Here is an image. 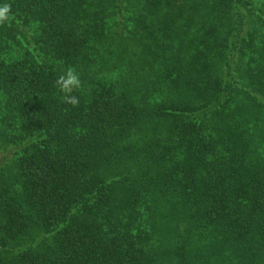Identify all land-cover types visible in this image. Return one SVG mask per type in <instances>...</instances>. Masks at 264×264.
Wrapping results in <instances>:
<instances>
[{
    "label": "trees",
    "instance_id": "obj_1",
    "mask_svg": "<svg viewBox=\"0 0 264 264\" xmlns=\"http://www.w3.org/2000/svg\"><path fill=\"white\" fill-rule=\"evenodd\" d=\"M4 4L0 264H264V0Z\"/></svg>",
    "mask_w": 264,
    "mask_h": 264
},
{
    "label": "clouds",
    "instance_id": "obj_2",
    "mask_svg": "<svg viewBox=\"0 0 264 264\" xmlns=\"http://www.w3.org/2000/svg\"><path fill=\"white\" fill-rule=\"evenodd\" d=\"M11 6L9 4H4L0 6V25H3L8 22L10 19ZM55 85L59 89L64 103L69 104L73 107L79 106L80 100L79 97L73 95L74 90H80L82 88V81L73 67H68L67 70L59 75L55 80Z\"/></svg>",
    "mask_w": 264,
    "mask_h": 264
}]
</instances>
